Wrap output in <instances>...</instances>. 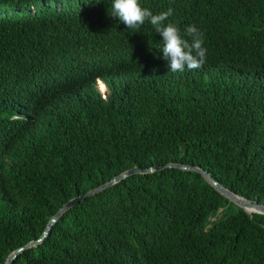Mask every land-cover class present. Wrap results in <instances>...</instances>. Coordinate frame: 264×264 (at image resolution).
I'll return each instance as SVG.
<instances>
[{
    "label": "trees",
    "instance_id": "1",
    "mask_svg": "<svg viewBox=\"0 0 264 264\" xmlns=\"http://www.w3.org/2000/svg\"><path fill=\"white\" fill-rule=\"evenodd\" d=\"M112 3L0 0V264L135 167L198 166L264 203V0H139L204 34L206 63L175 73ZM13 264H264V215L197 172L136 174Z\"/></svg>",
    "mask_w": 264,
    "mask_h": 264
},
{
    "label": "clouds",
    "instance_id": "2",
    "mask_svg": "<svg viewBox=\"0 0 264 264\" xmlns=\"http://www.w3.org/2000/svg\"><path fill=\"white\" fill-rule=\"evenodd\" d=\"M172 15V8L154 14L142 7L139 0H113L111 4V16L118 17L128 29H139L146 22L151 24L162 37L160 52L171 73L199 69L206 63L204 34L195 24L186 26L182 33L177 24L165 23Z\"/></svg>",
    "mask_w": 264,
    "mask_h": 264
},
{
    "label": "water",
    "instance_id": "3",
    "mask_svg": "<svg viewBox=\"0 0 264 264\" xmlns=\"http://www.w3.org/2000/svg\"><path fill=\"white\" fill-rule=\"evenodd\" d=\"M167 168H176L185 171H193L201 174L207 181L210 183L219 193H221L224 197H226L230 202L234 203L236 206L244 209L251 215L260 214L264 215V203H260L258 200H252L249 198H245L230 189L226 188L224 185L219 183L209 172L204 170L201 167L193 166V165H185L180 163H169L165 166H154L147 169H142L139 167H135L132 169L127 170L126 172L122 173L121 175L113 178L111 181L92 189L91 191L82 194L78 197H75L68 201L50 220L48 223L44 233L42 236L34 241L29 242L28 244L18 248L15 250L8 258L6 264H13L18 257L24 253L25 251L37 247L42 244L50 235L53 227L57 224V222L67 213L69 210L73 209L74 207L80 205L81 202L86 201L87 199L107 190L123 182L124 180L128 179L129 177L136 175V174H148L152 172H157L161 170H165Z\"/></svg>",
    "mask_w": 264,
    "mask_h": 264
}]
</instances>
